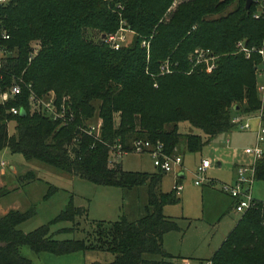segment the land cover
Masks as SVG:
<instances>
[{"label":"trees","instance_id":"16d2710c","mask_svg":"<svg viewBox=\"0 0 264 264\" xmlns=\"http://www.w3.org/2000/svg\"><path fill=\"white\" fill-rule=\"evenodd\" d=\"M8 0L0 6V91L22 78L43 94L53 90L60 102L64 95L73 112L62 123L28 105V90L10 97L6 107L24 113L5 112L1 106L0 151L8 147L26 159L36 158L92 182L131 188L147 185L144 212L134 220H93L84 237L56 236L78 230V217L86 208L72 198L51 220L29 231L18 224L34 214L10 208L0 214V264H33L20 253L27 244L35 252L56 255L74 251H107L109 260L90 264H181L163 245L167 231L180 228L177 217L166 215L164 205L180 201L174 186L163 191L165 172L124 169L110 161V148L120 143L132 151L133 141L160 140L168 153L182 144L200 150L214 135L234 127L235 112L260 107L256 66L264 61V19L255 17L256 0ZM231 6V7H230ZM128 26L132 40L115 49L102 37ZM99 31L98 39L86 34ZM253 47L247 57L236 42ZM40 47L29 59L31 42ZM145 40L146 44L142 41ZM197 47L210 48L213 61L195 63ZM263 49V53L259 49ZM3 49V52H1ZM214 66L208 70L207 66ZM101 119L99 136L83 130L93 117ZM187 120L202 134L179 130ZM14 122V132L8 122ZM27 179L35 177L32 171ZM255 179L264 180V152L255 161ZM56 186L50 185L45 197ZM10 191L0 186V198ZM71 221L51 230V225ZM159 257H148L146 254ZM213 264H264V200L255 198L208 259Z\"/></svg>","mask_w":264,"mask_h":264},{"label":"rangeland","instance_id":"374dc122","mask_svg":"<svg viewBox=\"0 0 264 264\" xmlns=\"http://www.w3.org/2000/svg\"><path fill=\"white\" fill-rule=\"evenodd\" d=\"M178 1H173L171 9ZM122 33L125 35L124 45H126L132 40L134 31L127 27L122 30ZM86 34L94 39L99 37V31L96 29L88 28ZM34 42L40 47L38 40L32 41L31 46ZM64 96H67L69 100L68 95ZM93 103L96 106V111L88 121L95 124L99 121V116H97L99 102L95 100ZM178 126L182 132L191 131L203 135L201 129L191 125L187 120L180 121ZM8 130L10 133L14 132L13 121L8 122ZM254 144L252 130L236 127L214 135L197 151H189L181 143L177 148V153L183 151L184 176L179 182L181 188L178 190L181 201L164 207L165 213L178 217L180 228L167 234L169 240L164 245L166 250L180 256L200 253L204 256L207 254L205 250L210 247L209 243H216V238L218 236L220 238L222 232L223 234L227 232L225 225L228 217L222 215L225 208L219 211L216 206L220 203L219 207L221 208L227 203L224 197H228V195L221 190L220 185L221 182H231L232 179L228 178L232 162L235 159L245 163L252 161V158L247 157L243 151L245 147ZM203 158L210 159L212 165L204 172L205 181L195 184L197 167ZM119 161L124 169L155 170L152 158L147 153L128 151L119 157ZM218 161L220 165L217 164ZM0 162H3V164L0 163V168L6 171L2 178L7 188L10 189L0 198V206H9L21 211L30 207L35 209L33 215L18 224V228L23 231H29L51 220L65 207L70 198L75 205L86 208V215L76 219L78 230L56 234L59 238L84 237L93 220L112 221L121 215H124L128 220H134L144 212L143 208L147 202L146 184L124 188L95 183L39 159H26L20 152H11L8 147H4L0 151ZM10 164L15 166V170L10 168ZM28 171H32L35 177L27 179L25 174ZM208 179H211L213 184L208 182ZM174 180L173 173H166L162 178L161 190H169ZM50 185L56 186V189L50 196L45 197ZM252 194L255 198L264 200V180H254ZM230 210L232 211V209ZM235 215V218H239L241 213L236 212ZM71 224V221L58 222L51 225V230ZM20 253L29 258L33 264H90L94 259L105 261L112 258L111 253L107 251L86 253L74 251L60 255L45 251L35 252L27 244L20 246ZM146 256L159 257L152 253H148ZM193 264H197V262L195 261Z\"/></svg>","mask_w":264,"mask_h":264},{"label":"built area","instance_id":"2783aa9c","mask_svg":"<svg viewBox=\"0 0 264 264\" xmlns=\"http://www.w3.org/2000/svg\"><path fill=\"white\" fill-rule=\"evenodd\" d=\"M8 0H0V6L6 3ZM257 9L254 12L255 17H262L264 19V0H256ZM128 26H121L117 31L109 34H105L104 39L108 44L117 49L124 45L125 35L122 30L127 29ZM129 28V27H128ZM0 29L2 31V37L8 38L9 34L6 32L2 25V19L0 17ZM146 44V41H142ZM238 51H243L248 57L253 47L249 48L244 43V40L240 39L236 42ZM39 44L33 43L29 59H31L38 51ZM3 52V49H1ZM260 53H263V49H259ZM192 56L195 59V63L200 61H213L215 55L210 48L197 47ZM214 66L213 62L207 66L210 70ZM257 74V90L261 100L260 107L252 112H235L231 121L234 127L239 129H250L251 118L257 119V127L255 129V144L253 146H247L244 148V152L252 157V161L249 163L238 164L235 168V177L231 182H221L220 188L223 192L228 194L234 202V209L237 212L243 213L246 209L252 206L255 202V197L252 194L251 186L255 180V161L262 156L264 152V61H261L256 66ZM23 86L28 90V105L31 111H37L46 115L52 119H59L62 123L70 122L74 115L69 109L66 101L67 96H63L60 102H57L56 94L53 90H48L43 94L37 93L30 82L26 83L22 78L14 80L13 83L5 90L0 91V115L1 106L5 107V112L18 113L20 107L11 106L6 107V102L10 97H14L19 94ZM101 127V119L97 123L86 122V126L81 128L87 133L93 136H99ZM132 151L139 153H147L153 161V165L157 169H161L164 172H173L176 175L182 173L183 158L180 153H168L165 151L163 142L156 140L152 142L148 139H136L133 141ZM120 143H115L110 148L109 159L110 161H119V157L125 153ZM3 164V162H0ZM212 165V161L208 158H203L201 163L197 167L195 184H200L205 181L204 172ZM208 182L213 184L211 179ZM177 189L181 188V185L177 183L175 185ZM204 264H213L211 260L205 261Z\"/></svg>","mask_w":264,"mask_h":264},{"label":"crops","instance_id":"0c3cea01","mask_svg":"<svg viewBox=\"0 0 264 264\" xmlns=\"http://www.w3.org/2000/svg\"><path fill=\"white\" fill-rule=\"evenodd\" d=\"M253 122L255 123V125L253 126ZM257 124H258V122H257V119L256 118H251V128L249 129L250 131L252 130V132H253V134H254V139H255V129H256V127H257ZM244 152V151H243ZM181 155H182V158H183V151H181V153H180ZM244 154L247 156V157H249V158H252L250 155H248L247 153H245L244 152ZM241 163H245L244 161H239L238 159H235L233 162H232V167H231V173H230V176H229V178L228 179H234V177H235V168H236V166L238 165V164H241ZM217 164L218 165H220V162L218 161L217 162ZM182 165H183V163H182ZM10 166V168L11 169H14L15 170V166L13 165V164H10L9 165ZM155 170H157V168H155ZM155 170H153V171H155ZM145 171V170H144ZM5 170L2 168H0V186H5V187H7V185H6V183H5V181H4V179L2 178L4 175H5ZM150 172H152V171H150ZM166 173H173V172H165V174ZM164 174V175H165ZM173 175L175 176V180H174V183H173V185H172V187H174L177 183H179L180 181H181V178H183V171H182V173H180V174H175V173H173ZM163 178V177H162ZM231 180V181H232ZM161 182H162V179H161ZM161 182H160V185H161ZM171 187V188H172ZM252 187H253V185L251 186V191H252ZM170 188V189H171ZM179 190V189H178ZM228 195V194H227ZM226 199V204L223 206V207H219L220 206V203L219 204H217L216 206H217V209L219 210V211H222L224 208H225V210H223V214L222 215H227L226 217H228V221H227V223H226V225H225V227H226V229L227 230H225V231H227V232H224V234H223V232H222V236H221V234H220V238H219V236L216 238V243H214V244H211V242L209 243V245H210V247H208L206 250H205V253H207L206 255H204V256H202L203 254H190L191 256H187V255H184V256H181V258H179V262L181 263V264H193L195 261L196 262H198V260H200V259H208V258H210L211 256H212V254H213V252L220 246V244L222 243V241H223V239L226 237V235L228 234V232L233 228V226L235 225V223L237 222V220H238V217H236L235 218V213L237 212L235 209H234V202H233V199L228 195V197H224V200ZM180 201H181V197H180ZM179 201V202H180ZM178 203V202H177ZM168 205V204H167ZM166 205H164V207H165ZM164 207H163V211H164ZM12 208V207H11ZM8 209H10V207L9 206H7V207H1L0 206V214H3V213H5ZM144 209V208H143ZM230 209H232V211L230 210ZM164 213H165V211H164ZM166 215H171V214H167V212L165 213ZM235 215V216H234ZM171 216H174V217H177V216H175V215H171ZM223 217H225V216H223ZM240 217V216H239ZM177 220H178V217H177ZM220 222V221H219ZM224 227V228H225ZM227 227H229V228H227ZM171 231H173V230H171ZM171 231H167L166 233H164V235H163V245H165V243H166V241L168 242V237H167V234L169 233V232H171ZM165 247V246H164ZM208 255V256H207Z\"/></svg>","mask_w":264,"mask_h":264},{"label":"water","instance_id":"95a60500","mask_svg":"<svg viewBox=\"0 0 264 264\" xmlns=\"http://www.w3.org/2000/svg\"><path fill=\"white\" fill-rule=\"evenodd\" d=\"M252 0H245V7L249 8L250 4H251ZM105 36V33H103L102 37ZM25 110L23 108L20 109V113H24Z\"/></svg>","mask_w":264,"mask_h":264}]
</instances>
